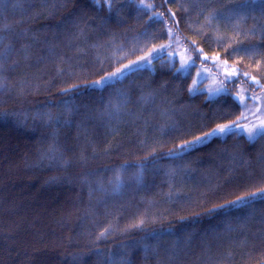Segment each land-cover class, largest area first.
<instances>
[{"label":"trees","instance_id":"obj_1","mask_svg":"<svg viewBox=\"0 0 264 264\" xmlns=\"http://www.w3.org/2000/svg\"><path fill=\"white\" fill-rule=\"evenodd\" d=\"M145 2L0 0V264H264V201L219 208L264 187V137L181 152L240 117L238 86L264 92V15ZM169 31L186 72L162 53L91 87ZM217 59L225 91L190 92Z\"/></svg>","mask_w":264,"mask_h":264},{"label":"rangeland","instance_id":"obj_2","mask_svg":"<svg viewBox=\"0 0 264 264\" xmlns=\"http://www.w3.org/2000/svg\"><path fill=\"white\" fill-rule=\"evenodd\" d=\"M142 3L146 4L145 0H142ZM162 53L175 57L178 61V69L182 72H186L190 66L195 63L193 56L187 49L183 48L180 41L169 31V37L165 42L152 47L141 56L123 64L112 73L125 69L126 66L135 68L149 64V61L151 62ZM134 62L138 63L134 64ZM112 73L105 76H109ZM233 75V68L224 60L217 59L214 60L213 63H196L190 89H194V91L202 89L205 90L209 96H215L225 91V85L228 81L233 79ZM238 91L241 114L240 117L233 122H238L241 127L235 130L241 131L242 128H251L254 125L259 126L264 122V92H250L242 85L238 86ZM233 122L226 124H231ZM244 133L247 135L246 131ZM203 136L204 135H201L199 137ZM197 138L191 141H195Z\"/></svg>","mask_w":264,"mask_h":264},{"label":"snow or ice","instance_id":"obj_3","mask_svg":"<svg viewBox=\"0 0 264 264\" xmlns=\"http://www.w3.org/2000/svg\"><path fill=\"white\" fill-rule=\"evenodd\" d=\"M93 2L98 3L99 0H93ZM238 4H239V9H234V11L244 10L247 12L248 15H251L252 11H259L262 15H264V0H238ZM0 40H2V37H0ZM136 63L138 62H134V64ZM0 67H2V65H0ZM131 70H132V66H126L125 69L118 70V72L112 73L109 76L102 77L101 80L94 82V84L91 85V87H94L96 89H99L101 87L106 88L110 86V84L114 80L119 79L122 75L126 74L128 71ZM189 91L192 92L194 91V89H189ZM237 103H239V101H237ZM240 127L241 126L238 122L218 125L210 132L205 133L203 137H198L195 141H191L185 145H182L181 152L193 148L194 145H202L205 142H207L210 138L227 136L229 134L235 133V129ZM245 131L247 132V138L249 141L254 140L256 137H264V122H262L259 126L254 125L251 128H246V129L242 128L240 133H235V134H243ZM257 198L264 201V187L259 188L257 191L250 192L246 196L237 197V199L231 201L230 204L220 205L219 208L240 207L245 203H251L255 201ZM211 211H216V209H212ZM141 223H143V221H141Z\"/></svg>","mask_w":264,"mask_h":264}]
</instances>
